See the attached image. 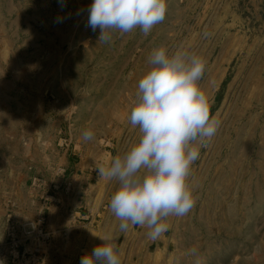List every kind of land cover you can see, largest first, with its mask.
<instances>
[{
	"label": "rangeland",
	"instance_id": "374dc122",
	"mask_svg": "<svg viewBox=\"0 0 264 264\" xmlns=\"http://www.w3.org/2000/svg\"><path fill=\"white\" fill-rule=\"evenodd\" d=\"M92 2L0 0V87L8 93L0 111V262L11 264L1 244L7 215L32 220L37 209L27 199L49 183L71 188L69 163L89 166L90 181H99L92 190L111 211L119 183L96 168L139 141L130 110L151 52L165 46L205 60L198 84L220 124L203 146L191 142L200 150L187 180L195 207L164 218L165 234L153 241L147 226L131 224L120 232L111 212L120 264H195L197 256L200 264H264V0H166L165 20L147 36L117 31L108 43L87 26ZM86 129L93 141L82 140ZM30 250L29 264H52Z\"/></svg>",
	"mask_w": 264,
	"mask_h": 264
},
{
	"label": "clouds",
	"instance_id": "9594fccd",
	"mask_svg": "<svg viewBox=\"0 0 264 264\" xmlns=\"http://www.w3.org/2000/svg\"><path fill=\"white\" fill-rule=\"evenodd\" d=\"M60 4L64 7L65 0ZM87 10V26L100 30L97 42L108 43L117 31L123 35L139 28L147 36L165 20L168 7L166 0H93ZM149 63L153 67L138 82V99L129 116L140 139L96 170L100 177L119 183L109 205L120 221L119 231L126 232L129 224L147 226L149 239L155 241L168 231L164 218L183 217L195 207L187 180L200 150L191 142L203 146L220 122L210 118V99L198 84L206 67L202 57L183 51L170 55L159 46ZM94 139L91 129L82 132L84 142ZM100 239L103 243L83 255L80 264H120L114 238ZM190 254L197 256V250ZM195 264H200L198 256Z\"/></svg>",
	"mask_w": 264,
	"mask_h": 264
},
{
	"label": "crops",
	"instance_id": "0c3cea01",
	"mask_svg": "<svg viewBox=\"0 0 264 264\" xmlns=\"http://www.w3.org/2000/svg\"><path fill=\"white\" fill-rule=\"evenodd\" d=\"M1 82L5 80L1 78ZM7 94L4 88L0 87V111L3 110L2 102L8 99ZM88 167L81 163L67 164L71 188H65L63 185L59 186L60 189L57 186L50 187L49 183V189L43 191L38 198L34 196L33 200L25 201L27 205L33 204V208L37 209L33 219L41 214L45 217L50 234V252L41 249L39 252L50 257L52 264H70L77 254H90L96 246L101 245L103 241L100 237H114V233L109 229L112 222L108 221L112 213L103 211L104 202H101L99 197L97 199L98 189L96 192L92 190L99 181H90ZM26 248L31 249L30 252L35 250L34 247Z\"/></svg>",
	"mask_w": 264,
	"mask_h": 264
},
{
	"label": "built area",
	"instance_id": "2783aa9c",
	"mask_svg": "<svg viewBox=\"0 0 264 264\" xmlns=\"http://www.w3.org/2000/svg\"><path fill=\"white\" fill-rule=\"evenodd\" d=\"M44 224L45 217L42 214L32 220L15 219V215H7L4 220V239L1 244L8 247L7 254L10 256L11 260L9 262L11 264H29L31 258L27 259L25 257L28 252L27 248H25L26 242L37 246L34 250L35 253L33 252V254H36L40 251V247L49 241L50 234L44 230ZM82 256V253L77 254L70 264H80ZM33 261L36 262L34 258Z\"/></svg>",
	"mask_w": 264,
	"mask_h": 264
}]
</instances>
